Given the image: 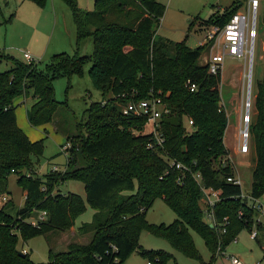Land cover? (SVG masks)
Segmentation results:
<instances>
[{
  "label": "trees",
  "instance_id": "1",
  "mask_svg": "<svg viewBox=\"0 0 264 264\" xmlns=\"http://www.w3.org/2000/svg\"><path fill=\"white\" fill-rule=\"evenodd\" d=\"M28 1L39 7L46 2ZM61 1L75 31L71 53L54 52L40 62L0 51V59L9 63L0 71V196H6L0 204V264H122L132 251L150 264H168L169 252L140 246L142 230L200 261L189 233L192 230L208 249L206 264H210L233 236L249 229L255 211L238 196L239 186L225 181L233 167L222 143L225 113L219 102V74L209 73L206 65L198 62L204 46L190 48L184 38L171 41L155 35L164 8L159 0H91L90 10L79 8L76 0ZM238 2L231 0L201 23L222 24ZM9 19L10 15L2 22ZM260 22L264 30V0ZM86 37L91 43L89 53L80 51ZM87 63L90 83L103 99L86 104L78 123L83 132L79 129L66 136L65 141L72 144L64 148V166L49 168L37 179L30 173L41 155L42 138L30 140L17 126L13 99L30 92L33 101L26 120L32 126L44 125L64 103L53 95V79L79 75ZM189 84L194 89L189 90ZM253 90V112L246 125L254 151L248 194L257 198L264 193V48ZM148 94L159 97L167 108L158 120L157 130L163 138L160 144L144 131L141 117L120 110L126 100ZM187 119L191 121L188 128L184 127ZM168 159L198 172L203 186L219 189L210 227L202 215L199 185L189 173L180 175L169 166ZM9 173L15 174V183L23 191L20 206L8 197ZM66 178L81 181L83 198L75 192L54 190ZM156 197L174 213L170 222L145 220V210ZM84 202L92 209L91 217L75 232L89 233L85 243L69 241L64 250L48 249L44 262H33L27 252L17 253L18 239L68 229L83 211ZM39 211L44 212L41 218H37ZM31 216L33 222L28 220ZM223 216L226 223L220 231ZM260 228L261 224H256V230ZM253 239L258 244L256 236ZM261 256L264 258V251Z\"/></svg>",
  "mask_w": 264,
  "mask_h": 264
},
{
  "label": "rangeland",
  "instance_id": "2",
  "mask_svg": "<svg viewBox=\"0 0 264 264\" xmlns=\"http://www.w3.org/2000/svg\"><path fill=\"white\" fill-rule=\"evenodd\" d=\"M53 1V3H52ZM46 0L42 7L34 5L28 0H0V51L10 54L16 58L23 59L21 50L27 51L35 61L44 62L48 57L58 51L71 53L73 51V37H75L74 26L70 13L66 5L61 0ZM164 8L155 28V35L166 38L171 41H179L184 38V43L194 48L203 36L204 24L201 23L210 13L215 10L220 11L229 5L231 0H159ZM76 5L85 10L92 8L91 0H76ZM10 15V19H6ZM192 24L189 26V21ZM255 37L253 40L252 56L250 64H245L241 58H225L222 69L219 72L218 94L219 102L224 103L226 112L225 126L222 134L223 144L226 147L228 158L234 169V174L240 180V190L247 193L250 184V172L254 160V151L247 137V150L240 152L237 150L238 134L237 130L242 126L241 118L245 114L244 100L246 94H249L247 117L252 114V95L253 84L256 78L260 76L261 63L263 59L264 48V30L260 22V5L257 10L255 20ZM91 43L88 37L81 43V52L89 53ZM206 49L203 48L198 56V62H202ZM88 63L82 68L79 75H70L69 77L59 76L53 79V95L57 101H63L53 112L51 119L44 125L32 126L26 120L24 110L32 103L33 98L30 92L27 96L19 95L13 99L15 103L13 112L16 115L17 123L21 125L22 131L30 140L42 138V152L30 174L42 179L43 174L52 166L61 169L64 166L65 147L72 144L71 141H65L66 136L82 131L78 123L84 116V108L89 101L100 100L101 94L92 87L87 76L86 70ZM9 63L0 59V71L6 69ZM245 70L249 72V85L246 86V80L243 76ZM246 86V87H245ZM23 99L19 103L17 101ZM103 99V98H102ZM223 108V107H222ZM248 121V120H247ZM184 127L188 128V126ZM145 128V129H144ZM149 127L145 124L144 131ZM51 163V164H50ZM6 189L8 197L15 206H20L23 198V191L15 183V174L7 175ZM61 193L75 192L83 198V185L81 181L66 178L59 182L54 188ZM6 199V196H0V204ZM264 207V193L257 197ZM92 209L84 202V209L77 214L70 225V230H55L41 235H34L25 240L18 239L17 249L27 252L29 259L33 262H44L47 259V250L52 252L65 249L69 241L85 243L89 239V233L78 234L75 228L81 222H88L91 217ZM145 220L150 223H168L174 217V213L164 204L161 198L156 197L150 206L145 210ZM262 222H264V218ZM34 220L33 216L29 217ZM252 226V222L249 228ZM193 245L200 255V261L183 255L174 249L169 243L161 238L149 234L145 230L140 231L138 243L141 247L147 249H163L171 254L168 264H206L209 260V251L203 244L201 237L192 230H189ZM255 240L249 237L247 229H241L236 235L235 241H230L217 254L210 264H231L230 257H236L241 264H264V258L261 254L264 251V224L256 230ZM260 245V247H259ZM128 257L125 264H146L147 259L136 253ZM124 264V263H122Z\"/></svg>",
  "mask_w": 264,
  "mask_h": 264
},
{
  "label": "built area",
  "instance_id": "3",
  "mask_svg": "<svg viewBox=\"0 0 264 264\" xmlns=\"http://www.w3.org/2000/svg\"><path fill=\"white\" fill-rule=\"evenodd\" d=\"M236 9L229 15V17L222 24H208L203 27V36L198 41V45H203L206 49L205 56L202 63L206 65V69L209 73H218L222 69L223 60L225 58H241L245 64H250L253 48V40L255 37V20L259 5L261 6V0H238ZM21 56L25 61H35L34 58L25 50H21ZM243 76L245 77L246 84L249 81V72L245 70ZM246 87V86H245ZM188 89H194L193 84L188 85ZM245 96V114L241 118L242 126L237 130L238 141L237 150L245 152L247 150V107L248 100ZM121 112L126 115H132L141 117L144 125L149 128L148 131L152 134L153 142L160 144L162 142V136L157 130L158 120L167 111L165 104L159 97L148 94L146 97L128 99L121 108ZM191 121L186 120V126H189ZM61 146L64 150L65 145ZM149 146V145H148ZM228 159V158H227ZM167 164L173 167L180 175L183 172H187L191 175L193 180L199 185L201 192L200 204L202 208V215L204 219L213 224L212 205L219 199V189L205 187L201 184L200 174L196 171H191L187 164L171 159L167 160ZM179 176L176 177V181L179 182ZM225 181L231 184H237L239 186L240 180L234 172L231 175L225 176ZM240 188V187H239ZM238 196L244 198L248 206L254 211L255 215L252 217V226L248 229L249 237L253 238L256 234V224H264L262 218H264V207L256 201L257 198L249 196L248 192L244 193L240 190ZM44 212L39 211L37 218H41ZM240 214V211H237ZM33 222V220L31 221ZM226 223V217L223 216L220 221V228L218 230L223 231V225ZM236 237L233 236L231 241H235ZM231 264H241V262L234 256L230 257ZM146 264H150L146 261Z\"/></svg>",
  "mask_w": 264,
  "mask_h": 264
},
{
  "label": "crops",
  "instance_id": "4",
  "mask_svg": "<svg viewBox=\"0 0 264 264\" xmlns=\"http://www.w3.org/2000/svg\"><path fill=\"white\" fill-rule=\"evenodd\" d=\"M52 1V0H51ZM52 3H53V1H52ZM74 38V37H73ZM74 48V39H73V47H72V49ZM27 51H28V49H27ZM80 51H81V49H80ZM29 52V51H28ZM31 54V53H30ZM32 55V54H31ZM33 56V55H32ZM24 96H27V94H24ZM23 99H21V100H19V101H17V103H19L20 101H22ZM220 104H221V106L223 107V110H224V113H225V117H226V112H225V109H224V103L221 101L220 102ZM24 115H25V110H24ZM14 118H15V122H16V124H17V126L21 129V130H23L22 129V127H21V125H19L18 123H17V118H16V115L14 114ZM222 143H223V140H222ZM224 145V144H223ZM224 147H225V145H224ZM226 148V147H225ZM51 164V163H50ZM51 168H56L55 166H52ZM57 169V168H56ZM233 171H234V169H233ZM22 191V190H21ZM67 230H70V232L71 233H74V231L72 232L71 231V227H69ZM132 253H130L125 259H124V261H123V263L125 264V263H127V259H128V257L131 255Z\"/></svg>",
  "mask_w": 264,
  "mask_h": 264
},
{
  "label": "water",
  "instance_id": "5",
  "mask_svg": "<svg viewBox=\"0 0 264 264\" xmlns=\"http://www.w3.org/2000/svg\"><path fill=\"white\" fill-rule=\"evenodd\" d=\"M246 96H247V94H246ZM247 98V97H246ZM208 226L210 227L211 226V224L210 223H208ZM17 253L19 254V255H23V252L22 251H17Z\"/></svg>",
  "mask_w": 264,
  "mask_h": 264
},
{
  "label": "bare ground",
  "instance_id": "6",
  "mask_svg": "<svg viewBox=\"0 0 264 264\" xmlns=\"http://www.w3.org/2000/svg\"><path fill=\"white\" fill-rule=\"evenodd\" d=\"M248 85H249V81L247 82L246 86L248 87ZM248 98H249V94H247V100Z\"/></svg>",
  "mask_w": 264,
  "mask_h": 264
}]
</instances>
